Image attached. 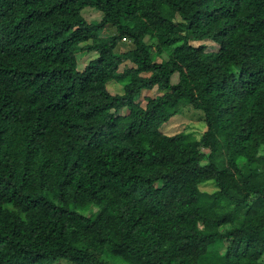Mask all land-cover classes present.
I'll list each match as a JSON object with an SVG mask.
<instances>
[{
	"label": "trees",
	"instance_id": "trees-1",
	"mask_svg": "<svg viewBox=\"0 0 264 264\" xmlns=\"http://www.w3.org/2000/svg\"><path fill=\"white\" fill-rule=\"evenodd\" d=\"M186 105L200 138L163 128ZM212 245L264 264V0H0V264H203Z\"/></svg>",
	"mask_w": 264,
	"mask_h": 264
},
{
	"label": "rangeland",
	"instance_id": "rangeland-1",
	"mask_svg": "<svg viewBox=\"0 0 264 264\" xmlns=\"http://www.w3.org/2000/svg\"><path fill=\"white\" fill-rule=\"evenodd\" d=\"M83 14L90 22H98L101 20L103 16V12L95 7L87 6L83 9ZM179 19V18H178ZM114 28H108L106 29L107 33H113ZM105 32V33H106ZM147 40L150 41L149 37H147ZM192 43L199 45L202 43H206L208 45L209 50H215L218 49V45L213 42L210 39H205L201 41H193ZM133 42L128 40H124L118 45V50H127L129 48H132ZM98 56V53L95 51H84L78 53V68L80 70H83L85 65L93 58ZM156 59L160 61L163 59L160 56H157ZM133 66L134 63L130 61L129 59L125 60L121 66L119 71L123 70L124 67ZM150 73H144V75H149ZM173 83L178 81V73H175L173 75ZM108 87L112 93H123L124 92V85L120 82H117L116 80L110 81L108 83ZM163 93L160 91L157 87H154L152 89H143L141 93L136 97V101L139 102L142 105H146L147 102V96H156L158 94ZM128 112L127 108H123L120 113H126ZM164 130L169 133H176V132H185L189 136L194 138H200L204 131L206 130L207 126L204 119V112L202 110L196 109L194 107H191L189 105L184 106L181 111L175 115L170 121H168L164 125ZM203 189L213 191L216 189V185L214 182H209L201 185ZM225 253V247L220 245H212L208 248L207 254L203 257V264H220L223 262V254ZM106 258L110 259L116 264H133L132 262H127L125 260H122V258L109 256L108 254L105 255ZM46 264H74L71 261L67 259H53L48 261Z\"/></svg>",
	"mask_w": 264,
	"mask_h": 264
}]
</instances>
